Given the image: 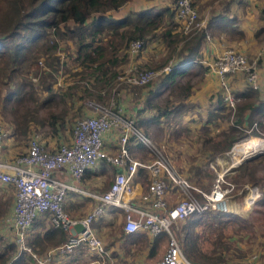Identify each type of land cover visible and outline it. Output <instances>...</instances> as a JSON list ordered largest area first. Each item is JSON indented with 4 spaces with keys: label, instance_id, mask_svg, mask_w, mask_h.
Masks as SVG:
<instances>
[{
    "label": "trees",
    "instance_id": "trees-1",
    "mask_svg": "<svg viewBox=\"0 0 264 264\" xmlns=\"http://www.w3.org/2000/svg\"><path fill=\"white\" fill-rule=\"evenodd\" d=\"M128 1L0 0V108L2 114L5 117L8 116L6 119L11 124L9 130L7 129V137L25 138L30 131L31 123L46 125L51 134H57L64 126L65 109L58 111L50 109L52 103L57 105V102L63 99L62 94L52 91L50 82L43 83L42 89L47 95L39 103L47 108L46 115L44 118L37 119L36 106L31 105L34 103L33 85L25 76L28 73L24 71L29 70L39 55L44 54L47 57L56 49L59 42L67 40L72 42L73 59L79 68L73 73H88L87 75L96 81L112 83L118 72L116 66L125 60L126 55H129V42L140 39L143 45V41L149 35H153L152 31L162 28L160 37L166 47V55L154 67L163 66L173 55L179 60L174 61L168 71L160 74L153 85L152 81L142 85L120 82L115 90L117 97L123 94V97L121 96L123 100L126 94L136 92L134 104L139 106L133 115L128 116L123 112L122 115L132 118L134 126L146 129L149 124L179 116L192 107V103L186 100L190 93L191 82L188 76L183 80L179 76L196 73L194 69V73H185L190 65L191 67L196 65L201 69L196 56H198L199 44L204 37L203 28L192 29L186 33L175 31L174 28L177 25L174 18L175 0H171L170 6L146 7L129 11L120 17L112 15L111 12L117 11ZM191 3L193 5V0ZM263 13L262 11V16H264ZM263 29L260 28L258 31ZM38 44L45 45L40 53L35 48ZM57 59L56 56L51 55L44 62L43 68L48 67L55 71L59 63ZM43 73L51 77L49 72L44 70ZM244 85L243 90L231 89L235 99L233 110L227 109L222 93L218 95L214 106L207 110V122H211V119L218 117L217 114H222L224 110L230 122L214 136L209 133L202 135L201 150L208 153L206 156L208 159L212 160L215 154L226 152L235 142L244 140L249 135H263L260 129L264 130V96L246 83ZM164 90L168 94H173L174 97L171 101L168 98L163 99L159 107L154 100ZM93 95L97 99L100 96L96 92ZM140 95L142 97L139 99ZM148 110L152 113L144 115L143 112ZM243 121L245 123H242ZM258 158L261 161H256L260 160ZM258 158L239 164L236 175L258 186L260 195L254 199L253 207L261 210L264 216L262 210L264 208V155ZM188 171L192 176L203 173L196 165L189 166ZM137 173L141 174L142 169L138 168ZM8 204L9 201L0 200V215L7 210ZM254 218L256 216H253ZM180 221L179 229L183 233L182 250L193 264H237L239 261L236 263L229 261L231 257L237 260H243L242 258L245 257L244 252L240 250L232 253L233 241H229L228 236L231 232H236L235 229L238 226L241 227L240 229L251 228L249 219H242L230 211L208 209L193 212ZM146 233L144 230L125 232L121 227L120 236L123 237L122 245L125 247L123 253H126L127 247L133 245L138 239L146 242ZM159 236L162 234L152 236L148 251L152 249V242ZM65 239L64 230L50 225L40 238L34 240V244H38L42 249L49 241L57 244ZM27 243L37 254V249H33L32 243ZM4 250L13 251V254L4 255ZM71 253L65 255L68 256ZM43 254L37 255L43 256ZM109 254L119 256L115 251L108 252ZM55 256L52 255V259H49L47 264L52 263ZM27 261L38 264L29 253L18 252L12 238L10 243L5 244L0 251V264H27Z\"/></svg>",
    "mask_w": 264,
    "mask_h": 264
},
{
    "label": "built area",
    "instance_id": "built-area-1",
    "mask_svg": "<svg viewBox=\"0 0 264 264\" xmlns=\"http://www.w3.org/2000/svg\"><path fill=\"white\" fill-rule=\"evenodd\" d=\"M174 6V18L182 32L201 27L202 22L197 21V13L191 0H175ZM141 47L142 40L135 39L129 42L128 51L133 54ZM257 58L258 56H255L248 60L244 53L226 47L208 63L209 69L217 76L228 110H233L235 103L227 83L228 76L239 72L247 85L257 88L255 68ZM170 67L168 63L157 69L129 68L128 72L117 74L115 79L117 82L142 85L168 71ZM88 103L91 104L92 113L74 120L69 142H59L55 148L47 150L34 134L28 138L26 150L16 154L13 162L0 160V182L9 187L12 195L10 213L4 215L0 222L6 224L11 231L17 251L29 253L38 264H47L52 255L62 256L71 253L75 247L82 244L102 256L105 250L90 223L107 208H113L122 213L121 227L125 232L144 230L151 236L158 234L165 236V249L161 257L153 262L137 264H193L183 254L181 243L173 232V224L193 212L224 208L227 195L234 187L233 183L226 181L224 177L229 167L215 172L209 189L202 190L171 167L168 158L159 150L161 147H156L151 139L136 128L132 118L122 115L119 103L110 102L109 106L97 102ZM113 128L121 130L118 137L119 145L115 154H108L101 147L102 137ZM6 137L7 129L0 124V145ZM129 137L135 138L153 153V158L147 162L132 158L126 146ZM252 137L264 142V135H249L246 139L235 142L232 151L235 145L247 142ZM259 153L264 154V148L253 151L243 159ZM100 159L120 166L102 192L77 187L52 173L63 168L73 181H80L84 171ZM138 168L145 173L147 183L138 194V200L134 201L129 193ZM243 189L247 191L245 199L248 204L259 196L254 185L239 187V191ZM68 190L95 200L93 207L80 218L68 216L62 208ZM194 192L197 193L194 195ZM173 195L175 199H172ZM41 214L47 215L52 227L67 232L66 239L46 251L43 256L37 255L27 243L28 228ZM76 222L82 225V230L73 229ZM237 264L248 263L241 261Z\"/></svg>",
    "mask_w": 264,
    "mask_h": 264
},
{
    "label": "rangeland",
    "instance_id": "rangeland-1",
    "mask_svg": "<svg viewBox=\"0 0 264 264\" xmlns=\"http://www.w3.org/2000/svg\"><path fill=\"white\" fill-rule=\"evenodd\" d=\"M143 1L145 0H129V2L125 3L119 10L115 12H111L112 15L115 17H120L125 15L129 11H137L140 8V5L143 4ZM170 1V0H169ZM226 0H193V6L195 7L196 13H197V21H200L203 19V17H210V15L213 16L215 12H220L223 9V5ZM144 5V4H143ZM152 8H158L157 5L151 6ZM242 10L245 9L244 5L241 7ZM224 9H226V6H224ZM264 9V8H262ZM248 10V9H247ZM245 11V10H244ZM249 13L251 12L248 10ZM253 11V10H252ZM255 13H257V17L262 16V12L257 11L254 8L253 15L250 18H254ZM250 15V14H249ZM248 18V20H250ZM255 19V18H254ZM254 23V21H252ZM264 23V22H263ZM162 28L155 29L151 33H153L152 36L149 35L148 38H146L145 41H143V45L140 48L137 53L132 55L127 56L123 63L118 64L116 66V69L118 70L117 74H124L125 72H128L129 68L132 70L135 66L136 68H153L157 69L158 67H154L161 59H163L166 55V47L164 46L160 33H161ZM227 28L221 27L219 29L216 27L215 32L213 30H207L206 36L209 38L214 35L216 36L215 39L218 41H222V44L225 45L222 48L230 47L235 50H237L236 47H234V44L231 43L230 41H234L238 39L239 41L240 38H242L244 35L238 34V31H234L231 29V31H226ZM255 32V30H254ZM240 33V31H239ZM188 35V34H187ZM261 37H264V29L259 33ZM258 38L259 40L264 39V38ZM245 38V37H244ZM246 40L242 41V44L247 45L248 43H245ZM262 42V41H261ZM261 42H259L261 44ZM264 42V41H263ZM259 45V44H258ZM45 45L38 44L35 46L37 48V52L43 51ZM264 43L259 46L257 51H260V47H263ZM148 47V49H147ZM153 50L154 54H157L154 59L151 60L153 64L151 65H134L133 60L136 59V57L144 50ZM250 49H254L250 47ZM73 45L70 40L67 41H61L58 43L56 46V49L47 57L43 55H39L36 59V62L33 63L29 70L27 72L24 71L25 76L30 79V82L32 83V89L33 93L32 95L34 96V103H30L32 106H36V112L35 115L37 119L44 118L46 115V110L47 108L45 106L40 105V101L47 95L46 92L43 91L42 85L43 83L50 82L51 89L57 94H62L63 99L59 100L57 102V105H52L50 106V109H53L54 111H58L59 109L64 108L66 111L65 114V122L64 126L58 131L57 134H51L49 129L47 128L46 125H40V124H35L31 123V128L28 133V135L23 138V139H16L14 137H10L8 139V143H13L14 146V153H22L26 150L27 146V139L29 135H32V133H37L41 136V139L44 141H49L52 144L63 142L67 139V137L71 133V128L73 125V122L76 118L80 117L81 114H84L83 110H86V112H89L91 110L90 103L88 102H97L100 105L104 106H109L110 102H118L123 104V101L126 103L128 106L127 108L129 109L130 107V102L131 104L134 103L137 93L133 92L131 95L132 98L130 100H122V95L120 94L118 97L116 95V91L118 86L120 85V82H117V79H114V81L111 83H103L96 81L90 76H88V73H73V71H78L79 68H77V64L74 61V53H73ZM161 50V53L159 54ZM165 52H162V51ZM125 53V51H124ZM137 54V56H136ZM51 55L56 56L59 61L57 68L55 71L48 67H44L45 61L47 58H49ZM246 58L248 60H251L255 57L251 55H246ZM129 60V61H128ZM128 62V66L125 64ZM260 66V58L256 60V70ZM76 69V70H75ZM47 71L50 73L51 77L47 75V73H43V71ZM36 73V74H33ZM187 76V75H186ZM186 76L180 77L181 80H183ZM243 76V75H242ZM158 78V77H157ZM157 78L152 79L151 83L152 85L156 82ZM202 78V74L199 72L194 73L190 76H188V80L192 82L194 85L199 83V81ZM229 78V77H228ZM149 81V82H151ZM215 83V82H212ZM228 85L230 86L228 81ZM216 86L215 84L213 85L214 89ZM98 93L100 96L97 99L94 97L93 93ZM3 93H5L3 91ZM3 96V94H2ZM122 96V97H121ZM117 97V98H116ZM174 95L173 94H168L166 90L162 91L159 97H157L154 102L160 107L163 103V99L168 98L170 101L173 99ZM119 99V100H118ZM0 100H1V95H0ZM28 103V101L26 100ZM32 102V101H31ZM126 108V109H127ZM127 109V110H128ZM198 108L196 109L197 119L199 124L198 125H192L187 122L186 119L184 118V113L180 114L179 116H173L169 118L168 120L165 121H160L158 123L152 124L148 129H144L142 127L135 126L138 128L143 134H145L153 144H155L156 147H161L159 150L161 153H163L169 160V164L171 167L181 176L185 177L192 185H195L196 187L202 189V190H207L211 186V183L213 181V178L215 176V172L221 171L225 169L226 167H230V165H234L232 167V170H228L226 174H224L225 180L233 183L234 187L231 192L228 193L227 198L225 200L226 205V210H233V211H238V213L242 214L244 217H247L250 212L254 213V211H249V206L248 203L246 202L245 199V194H247L246 189L240 190L239 187L242 186H252L249 181H242L243 178H240V176L236 175V168L239 166V164H233L234 161V153L232 151V146L223 153H218L215 155V158L208 159L206 157L208 155L207 152H203L201 150V138L204 133H209L211 136H214L219 130L223 129L227 124H228V117L225 114V110L222 114H217L218 117H215L214 119H211L210 122V127L201 124V115L199 114ZM150 112V110H148ZM206 113V117L208 112ZM204 113V116H205ZM126 114H129L127 111ZM8 115V114H6ZM229 116H232L229 114ZM8 117V116H7ZM7 117H5L2 114L1 108H0V124L3 125L6 129L9 130L11 127V124L7 121ZM210 128V132H209ZM262 134L264 135V130L261 128ZM150 132V133H149ZM30 137V136H29ZM129 141L131 143L135 144H140L137 142V140L133 137H129ZM254 140L242 143L241 145L244 144H251ZM237 146V145H235ZM234 146V147H235ZM264 154L258 155L254 158H258L259 156H262ZM134 158V157H133ZM153 158V153L148 151L143 145H140V151L138 152V161H143L147 162ZM253 158V159H254ZM260 159V158H258ZM256 160V159H255ZM256 161H261L256 160ZM263 161V160H262ZM191 165H196L200 168L201 173L200 175H191V173L188 171V167ZM237 165V166H236ZM114 174V173H113ZM112 172L106 171L105 173L101 174L100 177L98 178L97 186L96 189L99 190V192L104 191L107 187H105V183L108 181L110 182L112 179ZM111 178V179H110ZM145 173L142 171L141 174H139L138 177H136L137 181L141 185L142 189H144L147 179H146ZM239 183V184H238ZM109 184V183H108ZM108 186V185H107ZM105 187V188H104ZM172 189H170L171 191ZM197 192H194V195ZM197 196V195H196ZM12 195L11 191L9 190V187H4L0 185V200L3 201H10ZM172 199H175V196H172ZM9 206V204H8ZM246 207V208H242ZM224 209V208H222ZM5 212V211H4ZM4 212L0 215V219L2 218V215ZM112 221L110 226H108L106 229H104V237L108 236V241L111 239V236L113 235L114 231L119 229L121 225V221L117 222ZM181 221H177L173 224V232L175 233L176 237L179 239L181 245L183 241V233L179 229ZM250 222H251V228L250 227H245V229H240L241 227H237L235 230L236 232H231V234L228 236L229 241H233V246L231 248L233 249L232 253L234 254L235 252H238L236 250H240L244 252V256H248L247 258L243 257V262H247L248 264L252 263V258L254 253H260V257L257 258L254 256V259L258 261V264H264V220L260 219H252L250 217ZM4 223H2L3 225ZM6 225V224H4ZM246 225V223H245ZM91 226V225H90ZM249 226V225H248ZM4 231L3 234L0 232V251L2 250V247L5 244L10 243L11 241V236L9 229L7 227H3ZM6 234H9L6 236ZM144 243L142 239H138L133 245H131L132 250L131 253L133 260L130 261V263L122 262V259H119L118 256L114 257L112 254L110 255V263L111 264H137L139 262H153L161 257V255L164 252L165 249V236H159L155 239V241L152 242L153 246L152 249L148 252L145 251L144 254L145 257L141 259L140 254L143 252L138 249L139 245ZM121 247V246H120ZM122 248L120 252L122 254L124 252ZM48 247H45L44 249H40V247H37V254H43L44 250L47 251ZM181 249H183V245L181 246ZM5 254L10 256L11 253L13 254V251L10 252L9 250H4ZM183 254L186 256L185 251H183ZM84 254L89 255V258H92V256L88 253L83 252ZM121 254V255H122ZM247 254V255H246ZM253 255V256H252ZM140 256V257H139ZM232 256V254H230ZM246 259L248 261H246ZM231 263H236L237 259H233L231 257V260H229ZM27 264H33V261H27Z\"/></svg>",
    "mask_w": 264,
    "mask_h": 264
},
{
    "label": "crops",
    "instance_id": "crops-1",
    "mask_svg": "<svg viewBox=\"0 0 264 264\" xmlns=\"http://www.w3.org/2000/svg\"><path fill=\"white\" fill-rule=\"evenodd\" d=\"M143 4L140 5V8L138 10L146 8V7H151L153 5H157L158 8L164 7V6H170L171 0L170 1L169 0H145V1H143ZM243 5H244L245 9L242 10L241 7ZM224 6H226V9H224ZM254 8L256 9V12L259 10H260V12H262V11L264 12V9H262V8H264V0H226L224 5H223V9L220 12H215L213 14V16L210 15V17H206V19H205V17H203V19L201 20V22H202L201 27L204 30V37H203L201 43L199 44L198 52H197L198 56H196L197 62H199L201 65V69L197 68L198 66H196V65H194L192 67L190 65L186 69V72H185V73H194L195 72V71H193V69H194L197 72H199L200 74H202V78L199 81V83L194 85L191 82L190 93L186 99L188 102L192 103V107L190 109L184 111L185 113L183 116L187 122L189 121L190 124L198 125L200 123L197 119L198 114L196 113V109L198 108L199 111H197V112H199V114L201 115V122H202L201 124L210 127V122L206 121V113L205 112H207V110L209 108H212L214 106V103L216 102L218 95L220 96V93H222V90L220 89L218 81H217V76L215 75V73L213 71H211L209 69L208 63L221 51L222 47L225 45L222 44V41L216 40L215 39L216 36H214V35L212 36V38L211 37L209 38L208 36H206L207 30H209V31L213 30V32L216 33V31H215L216 27H218L219 29H221V27H224V28H227L226 31H231V29H233L234 31H238V34L244 35L242 38H240L241 41L236 39V40L230 41V42L234 44V47H236L238 51H240L246 55H251V52H252V56L255 55L256 57L258 56V59L260 58V66L256 70L257 85L258 86H257V88H254V89H256L260 95L264 96V46L260 47V51H257L258 50L257 48L264 43L263 42L264 39H261V40L258 39L261 37V35H259V33L261 31H258V30L260 28H264V23H263L264 22V16L257 17V15H256L257 13H255V16H254L255 19L250 18L253 15ZM247 9L250 10L251 12L249 13V11ZM113 12H115V11H113ZM263 15H264V13H263ZM248 18H250V20H248ZM252 21H254V23ZM207 22H208V24H207ZM174 30L175 31H181L178 24L176 25ZM254 30H255V32H254ZM239 31H240V33H239ZM261 38H264V37H261ZM243 40H246L245 43H248V44L247 45L242 44ZM259 42H261V44ZM179 44H180V42H179ZM250 47H252L254 49H250ZM147 49H148V47H147ZM162 52H165V51L163 50ZM160 53H161V50H160L159 54ZM128 54L132 55L134 57V55L132 53H130L129 51H128ZM157 54H154V51L151 49L149 51L143 50L138 56L136 54L137 57L135 60H133V63H134V65L135 64L136 65L137 64L138 65H151L154 63V62L152 63L151 60L154 59V57H156ZM177 60H179V58L177 56L173 55L165 64L170 63V65H171V64H173L174 61H177ZM125 65L128 66V62ZM132 67H135V66H132ZM183 76H186V75L179 76V78L183 77ZM187 76H190V74ZM228 77L229 78L227 79V83L229 81V84H231L230 86L228 85L230 90L231 89L238 90V91L243 90V88L245 86L244 85L245 81H244L241 73H239V72L233 73V74L229 75ZM212 82H215V83H212ZM214 84L216 87L214 89H212ZM142 95H140L139 99L142 97ZM132 96L133 95H131L130 93L126 94L124 96L123 100H126V99L130 100L132 98ZM119 104L121 105L122 112L124 114H126L127 111L129 112V114H126L128 116L133 115L134 111L137 109V107H139V106H136L134 103L131 104V102H130L129 109L127 108L128 106L126 105V103L124 101H123V104H121V103H119ZM83 112H84V114H81V116L92 113L91 110L89 112H86V110H83ZM151 113H152V111L143 112L144 115H150ZM204 113H205V116H204ZM228 123H230V122L228 121ZM242 123H245V122L243 121ZM151 125L152 124H149L146 127V129H148V131H149V128ZM120 131L121 130L119 128H113L103 135L101 147H102V149H104V151H106V153L115 154L116 151L118 150V145H119L118 137L120 135ZM210 131L211 130L209 128V132ZM34 134L37 135V138L42 143L44 149L51 150V149L55 148V146L57 145V143L52 144L49 141H44L43 139H41V136L37 133H32V135H34ZM70 135H71V133H70ZM70 135L67 137L65 142H69ZM29 136H31V135H29ZM9 138L10 137L5 138L0 145V160H6L8 162H13L15 155L18 153H14L13 143H8ZM140 145L141 144H137V146H136L135 144L131 143V141H129V139L126 142L127 149H128L130 156L132 158L133 157L138 158V152L140 151ZM215 155H214V158H215ZM232 167H234V165L230 166L228 170H232ZM119 169H120V166L111 164V163L105 161L104 159H100V160H97L92 166L87 168V170L83 174L80 181H73L72 178L67 173V171H65V169H63V168L54 170L52 173L56 177H59L60 179L66 181L68 183H72L73 185H75L77 187L83 188V189L88 190V191L99 192V190L96 189V186H97L98 178L100 177V175L105 173L106 171H108V174H109V171H111L112 175H113V173ZM138 176H139L138 173L134 175L132 182H131L132 190L129 193L130 196H133L132 200H134V201L138 200V198H139L138 194L143 190L141 185L139 184V182L136 179V177H138ZM243 180L248 181L246 179H243ZM108 183H109V181L107 183H105V185H106L105 187H107ZM250 184L254 185L256 187V189L258 190L259 195H260V189L258 188V186L252 182H250ZM0 185L6 187V185L2 182H0ZM253 202L249 203L248 206H249V211L250 210L254 211V213L250 212V214L247 217H244L242 214L238 213V211L226 210V205H224V209H221V210L230 211L232 213H235L237 216H239L242 219H249L250 220V217H252V219H253V216H256V219H260L261 221L264 220V216H262V211L259 209H254ZM94 204H95V200L93 198L86 196V195H83L81 193H78L76 191L68 190L65 194L64 199H63L62 208L68 214V216H70L72 218H80L83 215H85L93 207ZM11 205H12V200L10 201L9 206H8L7 210L4 212V214L2 215V217L4 215H7L10 213ZM242 208H246V207L242 206ZM262 210L264 211V208H262ZM116 220H118L117 222L121 221V224H122V213L120 211H118L117 209L107 208L101 217H99L98 219H94L92 221V225L90 224L94 234L100 240V242L103 246V249L105 250V253L102 256H99L98 254H96L93 249L88 248L85 245H82L80 247H77V249H75V251L73 253L69 254L68 256L67 255H62V256L56 255L55 259L50 264H111L109 262L110 257L108 255V252L110 253L112 251L113 252L115 251V253H118L119 254L118 257L120 259L124 260V262L130 263V261L133 260L132 254L129 253L132 250L131 245L129 247H127L126 253L123 254L122 256H121L122 253L120 252V250L122 248V241H123V237L120 236L121 225H120L119 229L114 231V233L111 236V239L109 241H108V236H107V238H106V236L104 237V232H103L104 229H106L108 226H110L112 221L115 222ZM3 227L5 228L6 226L4 224L2 225V222H0V232L2 234L4 231ZM48 227H50V223L48 222L47 215H45V214H41V215L37 216L32 221L31 225L28 228V242L32 243L33 249L36 250L37 247H39L38 244L37 245L34 244V240L36 241L37 238H40V235L46 229H48ZM139 231H141V230H139ZM9 232H10V236L12 238V233L10 230H9ZM65 234L67 236V232H65ZM7 235L9 237V234H6V236ZM146 237H147L146 242L142 243L138 247V249H140L143 252L142 254H140L141 259L143 257H145L146 254H144V252L148 251V246H149L151 239H152V236L148 233H146ZM43 242L45 243V241H43ZM60 243L61 242H59L57 244H52L49 241L46 244H44L42 249H44L45 247H48V249H47V251H48V250H51L54 247V245L56 246ZM124 250H125V247H124ZM83 252L90 254L92 256V258H89L90 256L87 254H84ZM44 253H46L45 250H44ZM253 255L256 256L257 258L260 257V253H257V254L254 253ZM254 256L251 257L252 263H250L247 259H246V261H248L250 264H258L257 263L258 261H256L254 259ZM247 257L248 256H245V258H247ZM34 261H35V259H34ZM241 261H243V260H241ZM33 264H35V262H33Z\"/></svg>",
    "mask_w": 264,
    "mask_h": 264
},
{
    "label": "bare ground",
    "instance_id": "bare-ground-1",
    "mask_svg": "<svg viewBox=\"0 0 264 264\" xmlns=\"http://www.w3.org/2000/svg\"><path fill=\"white\" fill-rule=\"evenodd\" d=\"M251 144H237V146L233 147L234 153V164H239V162L247 155L251 154L253 151L264 148V142L259 140L257 137H252L249 141ZM248 142V141H247ZM245 143V142H244Z\"/></svg>",
    "mask_w": 264,
    "mask_h": 264
},
{
    "label": "water",
    "instance_id": "water-1",
    "mask_svg": "<svg viewBox=\"0 0 264 264\" xmlns=\"http://www.w3.org/2000/svg\"><path fill=\"white\" fill-rule=\"evenodd\" d=\"M258 155H261L260 153L259 154H256V155H250L248 157H246L245 159H243V161H247V160H251L253 159L254 157L258 156ZM73 229L75 231H80L82 230V225L79 223V222H76L74 225H73Z\"/></svg>",
    "mask_w": 264,
    "mask_h": 264
}]
</instances>
